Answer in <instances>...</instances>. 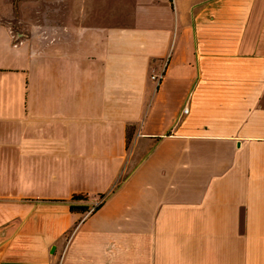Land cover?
Returning <instances> with one entry per match:
<instances>
[{"label":"crops","instance_id":"crops-1","mask_svg":"<svg viewBox=\"0 0 264 264\" xmlns=\"http://www.w3.org/2000/svg\"><path fill=\"white\" fill-rule=\"evenodd\" d=\"M101 4L0 21V264H264V0Z\"/></svg>","mask_w":264,"mask_h":264},{"label":"rangeland","instance_id":"rangeland-1","mask_svg":"<svg viewBox=\"0 0 264 264\" xmlns=\"http://www.w3.org/2000/svg\"><path fill=\"white\" fill-rule=\"evenodd\" d=\"M65 1L66 0H0V21L6 23L14 33L24 34V37L29 38L33 29L45 30L48 25L52 24L49 18L50 15L62 13V5ZM101 1L102 0H84V5H82L81 8L84 11L83 19L87 20L85 24L93 22L99 12L98 8L103 5ZM132 134L133 128L128 130V135L126 136L127 146H129L131 142ZM128 169H126L125 172ZM120 181H122V177L119 179V182Z\"/></svg>","mask_w":264,"mask_h":264},{"label":"built area","instance_id":"built-area-1","mask_svg":"<svg viewBox=\"0 0 264 264\" xmlns=\"http://www.w3.org/2000/svg\"><path fill=\"white\" fill-rule=\"evenodd\" d=\"M162 77H163V74H159L157 76H152V80L155 81L156 83H159L161 81ZM184 113H186V111H184ZM103 200L104 199H102V198L101 199L99 198L98 200H96L95 204L88 210L87 215H90L91 213H93L94 209L97 206L101 205Z\"/></svg>","mask_w":264,"mask_h":264},{"label":"trees","instance_id":"trees-1","mask_svg":"<svg viewBox=\"0 0 264 264\" xmlns=\"http://www.w3.org/2000/svg\"><path fill=\"white\" fill-rule=\"evenodd\" d=\"M128 140V139H127ZM83 199V197L82 196H74L73 198H72V200H82ZM100 207V205L99 206H97L95 209H94V211H93V213L98 209ZM70 211H79V212H83V213H85V212H87L88 211V208L87 207H84V206H78V207H70Z\"/></svg>","mask_w":264,"mask_h":264}]
</instances>
